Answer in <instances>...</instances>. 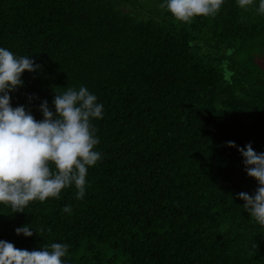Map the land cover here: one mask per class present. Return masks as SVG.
I'll list each match as a JSON object with an SVG mask.
<instances>
[{
	"label": "trees",
	"instance_id": "trees-1",
	"mask_svg": "<svg viewBox=\"0 0 264 264\" xmlns=\"http://www.w3.org/2000/svg\"><path fill=\"white\" fill-rule=\"evenodd\" d=\"M259 2L185 23L167 0H0V47L39 65L12 107L39 121L82 86L103 105L83 198L73 184L24 212L0 203V240L67 244L63 264H264V227L238 196L258 187L238 148L264 153Z\"/></svg>",
	"mask_w": 264,
	"mask_h": 264
},
{
	"label": "clouds",
	"instance_id": "clouds-1",
	"mask_svg": "<svg viewBox=\"0 0 264 264\" xmlns=\"http://www.w3.org/2000/svg\"><path fill=\"white\" fill-rule=\"evenodd\" d=\"M223 3L224 0H167L166 7L177 21L191 23L197 16H214ZM237 3L247 9L253 0ZM258 12L264 14V0H260ZM38 67L30 57L17 58L0 47V203L10 205L13 212H24L34 200L58 199L61 191L73 184L76 198L82 199L88 167L101 159L94 150L99 138L91 120L102 118L103 105L86 87L56 94L54 112L47 100L43 101V119L39 121L23 105L12 107L9 93L23 86L21 77L25 71L33 72ZM226 144L237 147L234 141ZM238 151L244 157L248 176L258 182L254 195L240 192L238 196L244 201L243 209L264 227V153H257L251 142ZM63 211L70 213L71 206H65ZM15 232L33 235L29 225ZM67 251L68 245L63 243L28 251L0 240V264H63Z\"/></svg>",
	"mask_w": 264,
	"mask_h": 264
}]
</instances>
